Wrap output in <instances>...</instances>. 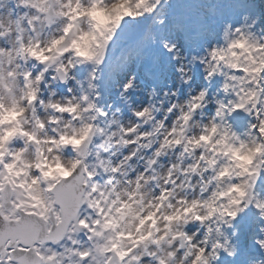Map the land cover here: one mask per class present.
Wrapping results in <instances>:
<instances>
[{"label":"clouds","instance_id":"9594fccd","mask_svg":"<svg viewBox=\"0 0 264 264\" xmlns=\"http://www.w3.org/2000/svg\"><path fill=\"white\" fill-rule=\"evenodd\" d=\"M0 264H264V0H0Z\"/></svg>","mask_w":264,"mask_h":264},{"label":"rangeland","instance_id":"374dc122","mask_svg":"<svg viewBox=\"0 0 264 264\" xmlns=\"http://www.w3.org/2000/svg\"><path fill=\"white\" fill-rule=\"evenodd\" d=\"M176 11H179V9H177Z\"/></svg>","mask_w":264,"mask_h":264}]
</instances>
